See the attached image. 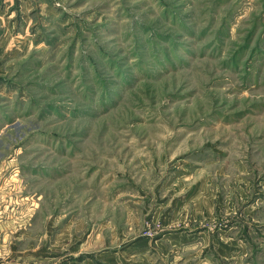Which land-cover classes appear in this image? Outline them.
Masks as SVG:
<instances>
[{"label":"rangeland","instance_id":"374dc122","mask_svg":"<svg viewBox=\"0 0 264 264\" xmlns=\"http://www.w3.org/2000/svg\"><path fill=\"white\" fill-rule=\"evenodd\" d=\"M32 1L0 49V264H264V0Z\"/></svg>","mask_w":264,"mask_h":264},{"label":"crops","instance_id":"0c3cea01","mask_svg":"<svg viewBox=\"0 0 264 264\" xmlns=\"http://www.w3.org/2000/svg\"><path fill=\"white\" fill-rule=\"evenodd\" d=\"M32 3V0H0V49L5 41V38L12 37V35H14L13 28L18 26V21L30 18V6H32ZM13 38L16 37L13 36ZM1 69L2 56L0 52V71ZM257 196V201H262V203H264V190L259 192ZM235 224L236 223H234V225ZM248 244H251V241H249Z\"/></svg>","mask_w":264,"mask_h":264}]
</instances>
